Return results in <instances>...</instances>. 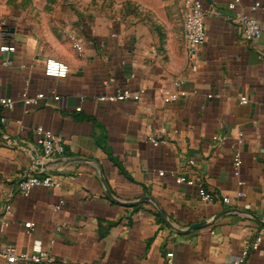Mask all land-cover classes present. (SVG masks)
Wrapping results in <instances>:
<instances>
[{
	"label": "crops",
	"instance_id": "0c3cea01",
	"mask_svg": "<svg viewBox=\"0 0 264 264\" xmlns=\"http://www.w3.org/2000/svg\"><path fill=\"white\" fill-rule=\"evenodd\" d=\"M138 1L141 13L124 20L62 10L40 25L8 23L15 50L0 51V98L12 97L14 106L0 107V131L12 138H0V248L32 253L39 244L56 264H230L261 235L246 264H264V9L252 8L264 0L237 6L260 24L261 36L249 41L229 0H201L206 37L193 47L183 37L184 0ZM167 1L181 27L172 35L164 24L166 34L157 35L144 16L165 17ZM70 31L82 39V53ZM47 57L68 64L65 78L44 74ZM175 78L196 93L164 102L162 89ZM125 88L140 98L99 99ZM23 92L45 97L25 105ZM37 125L63 139V157H42ZM27 173L52 174L60 187L22 194L17 183ZM178 174L191 183H177ZM201 187L212 202L200 199ZM144 196L177 228L207 224L178 233Z\"/></svg>",
	"mask_w": 264,
	"mask_h": 264
},
{
	"label": "built area",
	"instance_id": "2783aa9c",
	"mask_svg": "<svg viewBox=\"0 0 264 264\" xmlns=\"http://www.w3.org/2000/svg\"><path fill=\"white\" fill-rule=\"evenodd\" d=\"M240 0H229L227 7L229 10L236 12L234 21L238 27L244 40H255L258 39L262 30L257 19L246 13V12H237V6L239 5ZM262 7L259 2H256L253 5V9ZM183 37L187 45L189 46H199L205 41L206 32H205V13L202 7L201 0H184V13H183ZM11 29L8 22L5 19H0V41H3L0 44L1 52H13L15 46L11 43ZM68 40L71 43V46L78 52L82 53L83 45L82 39L77 35L75 31H70L67 34ZM69 66L64 61H61L57 58L47 57L43 63V72L46 76L56 77V78H65L68 74ZM141 91H132L130 89L119 90L116 94L110 96H100V100H110V101H123L127 99L138 100L140 98ZM196 91H188L184 87V81L182 78H175L171 82V86H165L162 89V99L164 102H174L180 98H184L191 94H195ZM45 97L44 93H37L35 95H29L26 92L21 94L22 101L25 105H37ZM241 102L245 103L247 101L245 96H240ZM14 106V99L12 97H1L0 98V107L10 109ZM77 110L80 107L76 108ZM3 120V119H2ZM161 132H164V129H161ZM35 141L38 145V149L41 152L43 158L54 159L63 157L65 155V146L63 139L52 132L51 130L44 128L41 125H37L34 128ZM213 140L218 141L223 139L222 137L213 136ZM151 142L154 145H158L161 141L156 140L155 138H150ZM238 142H241V136L238 138ZM189 165L194 163L193 160H188ZM241 165V156L240 152L236 151L233 155V167L234 174H239V168ZM164 172L159 171V174L162 175ZM177 183H191L185 174H178L175 176ZM35 186H44L49 188H58L60 187V182L54 178L52 174L46 175H37L34 173H27L23 178L17 183V190L22 194H27ZM198 196L202 201L212 202L214 196L209 192H206L202 187L198 191ZM243 193L238 191L236 193L237 198H241ZM224 204H230V198L228 196H223L221 198ZM63 204V200L60 199L58 203L54 206L55 210H58ZM246 209L249 208L248 204H244ZM33 223L30 222L29 227ZM2 227V226H1ZM60 228L57 227V231ZM262 242V236L256 235L255 238L246 243L239 252L237 258H235L230 264H246L248 254L251 250H257ZM172 252H167V262H170L172 257ZM0 257L3 258V264H56V261L52 256L47 254L41 249L39 244H36L33 247L32 253L27 252H15L11 247L5 246L0 248ZM64 264H84L78 261L65 262Z\"/></svg>",
	"mask_w": 264,
	"mask_h": 264
},
{
	"label": "rangeland",
	"instance_id": "374dc122",
	"mask_svg": "<svg viewBox=\"0 0 264 264\" xmlns=\"http://www.w3.org/2000/svg\"><path fill=\"white\" fill-rule=\"evenodd\" d=\"M141 3L138 0H0V19H5L9 24L20 22L26 25H40L47 20H52L53 16L62 10L74 13L91 12L96 15L117 16L118 20L125 17L138 16ZM174 4L167 1L165 4L166 16H144L147 24L153 27L157 35L164 36V24H169L171 34L175 35V30H180V20L174 15ZM170 34V32H168Z\"/></svg>",
	"mask_w": 264,
	"mask_h": 264
},
{
	"label": "water",
	"instance_id": "95a60500",
	"mask_svg": "<svg viewBox=\"0 0 264 264\" xmlns=\"http://www.w3.org/2000/svg\"><path fill=\"white\" fill-rule=\"evenodd\" d=\"M0 138L1 139H4V140H11L12 138H6L3 133L0 131ZM44 166H47V164H45ZM110 195V193H108ZM141 200L143 201H149V202H152L157 210L159 211L162 219L164 220V222L172 229H174L176 232L178 233H187L189 232L190 230L192 229H195V228H199V227H202L203 225L207 224L206 222H197V223H194V224H191L189 227L185 228V229H180V228H177L176 226H174L173 224L170 223V221L168 220L167 216H166V213L163 211V209L160 208L158 202L153 198V197H149V196H144L141 198ZM230 209H226L224 211H222L221 213L223 212H227L229 211ZM219 214H217L216 216H214L213 219L217 218Z\"/></svg>",
	"mask_w": 264,
	"mask_h": 264
},
{
	"label": "trees",
	"instance_id": "16d2710c",
	"mask_svg": "<svg viewBox=\"0 0 264 264\" xmlns=\"http://www.w3.org/2000/svg\"><path fill=\"white\" fill-rule=\"evenodd\" d=\"M157 216L159 217V220H161V218H160V216H159V214L157 213Z\"/></svg>",
	"mask_w": 264,
	"mask_h": 264
}]
</instances>
